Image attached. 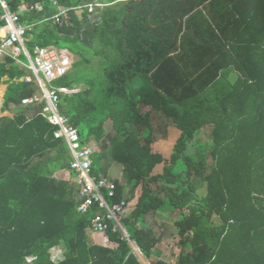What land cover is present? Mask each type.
I'll use <instances>...</instances> for the list:
<instances>
[{"label":"trees","instance_id":"1","mask_svg":"<svg viewBox=\"0 0 264 264\" xmlns=\"http://www.w3.org/2000/svg\"><path fill=\"white\" fill-rule=\"evenodd\" d=\"M2 1L9 12L40 5L19 14L30 54L53 45L74 57L53 84L79 91L57 111L93 147L92 175L122 166L108 200H125L121 222L143 256L264 264V0H54L67 10L60 25L51 0ZM214 48L221 58L206 61ZM25 74L0 57V111L13 110L0 116V264H141L119 232L106 233L115 248L92 242L67 144L44 102L22 103L39 91ZM205 129L207 145L190 154ZM160 136L163 151L152 147ZM158 210L185 247L175 263L151 258L159 238L145 219Z\"/></svg>","mask_w":264,"mask_h":264},{"label":"built area","instance_id":"2","mask_svg":"<svg viewBox=\"0 0 264 264\" xmlns=\"http://www.w3.org/2000/svg\"><path fill=\"white\" fill-rule=\"evenodd\" d=\"M51 1L52 5L58 9L52 19L60 25L68 17L67 10L58 8L56 1ZM0 7L3 11L0 19L4 20V24L0 26V57H10L26 69V74L22 79L25 82H34L39 91L32 96L23 98L22 103L33 105L41 101L44 102L45 105L40 113L51 124L57 126L54 136L61 137L67 144L71 156L69 167L74 173L73 181L79 189L80 202L77 205V211L80 213L93 211L89 222L90 234H101L107 237L108 231L111 233L118 231L129 243V236L120 223L125 200L108 202V199L115 196L116 184L114 180L116 179L109 175L98 174L95 176L91 174L93 147L89 142H83L78 130L68 124L65 115H61L57 111V103L61 95H71L79 91L77 86L66 87L53 84L55 79L64 76L70 70L74 57L67 49L53 45L37 46L31 54L28 52L24 44L28 26L19 21V14L22 10L39 9L38 3L30 7L24 4L18 11L9 12L6 4L0 0ZM21 56L24 57V61L20 60ZM50 252L52 261H58L59 250L51 249Z\"/></svg>","mask_w":264,"mask_h":264},{"label":"crops","instance_id":"3","mask_svg":"<svg viewBox=\"0 0 264 264\" xmlns=\"http://www.w3.org/2000/svg\"><path fill=\"white\" fill-rule=\"evenodd\" d=\"M189 33L186 32L184 36L188 37ZM206 61L209 60V62H218V59L221 58L219 56L220 50L218 48L214 49H208V51L204 53ZM203 57V56H202ZM185 70V69H184ZM6 84H0V101L2 100V96L5 90ZM1 104V102H0ZM1 112V111H0ZM90 143V142H89ZM122 171V169H121ZM166 216V219H163V217ZM146 225L150 226L154 232L157 234L159 241L157 246L154 248V253H152L151 258H160L166 262H173V259H177L178 255L183 251V247L180 243V237L177 234V227L174 225V220H170V218L167 216V213L164 211H156L155 213L151 214V216H148L145 219ZM165 223V230H163V234L161 235L158 230H162L161 226ZM160 228H157V227ZM91 240L93 243L109 247V248H115L116 243L113 241H110L107 237H104L101 234H91ZM130 245V244H129ZM136 246V245H135ZM137 251L133 252L136 254L138 260L141 264H151V261L149 258H145L143 254L139 251V248L136 246ZM58 250V249H57ZM60 250V249H59ZM60 252V251H59ZM61 253V252H60ZM166 256V257H163ZM165 258V259H163Z\"/></svg>","mask_w":264,"mask_h":264},{"label":"rangeland","instance_id":"4","mask_svg":"<svg viewBox=\"0 0 264 264\" xmlns=\"http://www.w3.org/2000/svg\"><path fill=\"white\" fill-rule=\"evenodd\" d=\"M203 11H205L206 12V9L205 10H203ZM205 12H203V13H205ZM204 16L206 17V13L204 14ZM1 102V101H0ZM11 112V113H10ZM10 112H8V111H4V112H0V116H11L12 115V112H13V110H11ZM107 125H109V124H107ZM107 127V126H106ZM108 128V127H107ZM173 128V127H172ZM172 130H174L175 131V134H176V136H179V131L178 130H176V126H175V128L174 129H172ZM210 132V129H205L204 131H203V133L200 135V136H198L197 137V135H196V139H198V140H190V142H188L187 143V147L189 146V150H190V148L191 149H194V148H196V150H199V148H203L205 145H207V143H208V138H206V134H208ZM166 144H167V141L165 140V138L164 137H158V139L157 140H155L154 141V143H153V149H158V150H160V151H163V150H165L166 149ZM190 144V145H189ZM186 147V148H187ZM191 151H195V150H190L189 152H190V154H191ZM210 159H207V161H209ZM106 169H107V175H109V177H112V178H114V179H116V180H119V181H121L122 182V184H124L125 183V180H124V178H123V173H122V171H121V169H122V166L120 165V164H114V163H107V166H106ZM65 178L67 179L68 178V175L67 174H65ZM126 189H127V187H126ZM137 189H139V188H137ZM201 192H203L204 191V188L203 189H201L200 190ZM108 199V198H107ZM149 216H151V214H149ZM167 216H168V214H167ZM169 218H170V220H172V218L170 217V216H168ZM163 219H166V216L165 217H163ZM157 228H160L159 226L157 227ZM161 231L160 230H158L159 232H160V234L162 235L163 234V230H165V232L164 233H166V229H165V223H163L162 224V226H161ZM127 230H129V229H127ZM178 234V233H177ZM179 236V235H178ZM185 247L183 246V249H184ZM163 257H166V256H163ZM163 259H165V258H163ZM175 258L173 259V262H171V263H175Z\"/></svg>","mask_w":264,"mask_h":264},{"label":"water","instance_id":"5","mask_svg":"<svg viewBox=\"0 0 264 264\" xmlns=\"http://www.w3.org/2000/svg\"><path fill=\"white\" fill-rule=\"evenodd\" d=\"M138 1H142V0H138ZM178 1H186V0H178ZM130 247L134 250V252L137 251V253H138V250H137L135 244L133 243V241L130 243Z\"/></svg>","mask_w":264,"mask_h":264},{"label":"bare ground","instance_id":"6","mask_svg":"<svg viewBox=\"0 0 264 264\" xmlns=\"http://www.w3.org/2000/svg\"><path fill=\"white\" fill-rule=\"evenodd\" d=\"M108 202H109V200H108ZM120 223H121L122 228L125 230V227H124V225L122 224L121 220H120ZM117 232H118V231H117ZM125 232H126V230H125Z\"/></svg>","mask_w":264,"mask_h":264},{"label":"clouds","instance_id":"7","mask_svg":"<svg viewBox=\"0 0 264 264\" xmlns=\"http://www.w3.org/2000/svg\"><path fill=\"white\" fill-rule=\"evenodd\" d=\"M132 241L130 240L129 244L131 243Z\"/></svg>","mask_w":264,"mask_h":264}]
</instances>
